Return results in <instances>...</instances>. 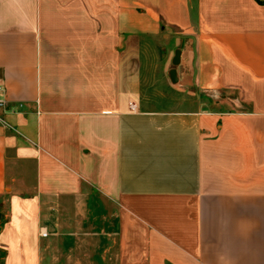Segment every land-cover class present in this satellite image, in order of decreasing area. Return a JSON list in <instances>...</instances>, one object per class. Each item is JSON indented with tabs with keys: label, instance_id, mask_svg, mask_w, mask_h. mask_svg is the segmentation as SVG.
<instances>
[{
	"label": "crops",
	"instance_id": "crops-1",
	"mask_svg": "<svg viewBox=\"0 0 264 264\" xmlns=\"http://www.w3.org/2000/svg\"><path fill=\"white\" fill-rule=\"evenodd\" d=\"M0 89V264H264V0H0Z\"/></svg>",
	"mask_w": 264,
	"mask_h": 264
},
{
	"label": "rangeland",
	"instance_id": "rangeland-1",
	"mask_svg": "<svg viewBox=\"0 0 264 264\" xmlns=\"http://www.w3.org/2000/svg\"><path fill=\"white\" fill-rule=\"evenodd\" d=\"M154 43H152V45H150V48L152 49L151 53L156 49L155 45H157V44H154ZM160 43L161 42L158 41V45H160ZM157 59L159 60V56H153L152 55V58L150 57L151 63L148 62L147 64L148 65L150 64V66L159 65V67H160V60L156 61ZM153 71H156V70H153ZM148 80H151L150 82L148 81V83H152L154 86H153V88H151L152 90H149L150 92L148 91V93H145V98H144L145 99V104H144L145 107H147L149 109L173 108L175 106L174 102H176L177 95L174 93H171V90H170V87H169L167 81L165 79H163L162 73L159 72V68H158V71L152 72L151 75L149 74ZM158 99H161V100L157 101V103H154ZM162 100H165V101H162ZM4 213L5 212L3 211V209L0 210V214L2 215V218H3ZM0 218H1V216H0Z\"/></svg>",
	"mask_w": 264,
	"mask_h": 264
},
{
	"label": "water",
	"instance_id": "water-1",
	"mask_svg": "<svg viewBox=\"0 0 264 264\" xmlns=\"http://www.w3.org/2000/svg\"><path fill=\"white\" fill-rule=\"evenodd\" d=\"M180 57H181V52L178 50V51H176L175 57L173 60V66L174 67H177L180 64ZM169 76H170L172 83H174V84L177 83V72L175 69H173L170 72Z\"/></svg>",
	"mask_w": 264,
	"mask_h": 264
},
{
	"label": "built area",
	"instance_id": "built-area-1",
	"mask_svg": "<svg viewBox=\"0 0 264 264\" xmlns=\"http://www.w3.org/2000/svg\"><path fill=\"white\" fill-rule=\"evenodd\" d=\"M0 109L5 110L6 109V102L2 98V90L0 89ZM45 236V235H43Z\"/></svg>",
	"mask_w": 264,
	"mask_h": 264
}]
</instances>
